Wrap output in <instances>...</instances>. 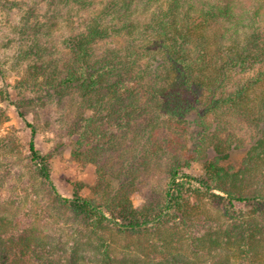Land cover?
<instances>
[{"label": "trees", "instance_id": "16d2710c", "mask_svg": "<svg viewBox=\"0 0 264 264\" xmlns=\"http://www.w3.org/2000/svg\"><path fill=\"white\" fill-rule=\"evenodd\" d=\"M13 74L0 264H264V0H0ZM54 122L87 195L37 144Z\"/></svg>", "mask_w": 264, "mask_h": 264}, {"label": "rangeland", "instance_id": "374dc122", "mask_svg": "<svg viewBox=\"0 0 264 264\" xmlns=\"http://www.w3.org/2000/svg\"><path fill=\"white\" fill-rule=\"evenodd\" d=\"M19 76L13 74V77L0 79V85L5 84L10 91L12 87L9 83H14ZM0 105L10 116V120L3 123L2 132L15 131L24 145L28 143L31 136L30 128L27 127L24 119L19 115L17 108L3 100ZM29 119H34L32 113L29 114ZM37 144L44 152H51L54 155V168L53 178L59 189L66 196L72 194V184L76 181L85 184L83 194H88L96 181L95 167L80 165L72 159L71 152L74 144V139L66 135L64 130L60 128L57 122L46 132H41L37 138ZM245 149H237L233 152L232 157L229 159L231 164L239 166L245 156ZM195 173H200L199 167L193 170ZM144 201L142 196L134 198L136 205H141Z\"/></svg>", "mask_w": 264, "mask_h": 264}]
</instances>
